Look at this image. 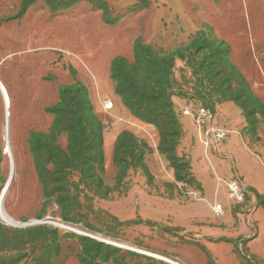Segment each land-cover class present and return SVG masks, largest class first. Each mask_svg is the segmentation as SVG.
I'll use <instances>...</instances> for the list:
<instances>
[{"label":"rangeland","instance_id":"374dc122","mask_svg":"<svg viewBox=\"0 0 264 264\" xmlns=\"http://www.w3.org/2000/svg\"><path fill=\"white\" fill-rule=\"evenodd\" d=\"M140 44L169 64L151 83L160 97L138 113L115 94L110 68L115 55L132 64ZM0 81L8 86L7 108L0 95V264H168L148 253L180 264H264V196L250 195L217 149L235 135L264 156L255 86L264 84V0H0ZM75 82L101 121L103 163L94 174L77 161L61 209L54 198L45 203L28 141L49 129L44 110ZM199 108L211 114L208 127L226 132L208 148L189 115ZM4 129L17 151L8 186ZM122 133L138 143L123 144L116 163ZM57 142L67 150L66 134ZM232 177L243 202L227 198ZM201 228L228 244L230 260H214Z\"/></svg>","mask_w":264,"mask_h":264},{"label":"trees","instance_id":"16d2710c","mask_svg":"<svg viewBox=\"0 0 264 264\" xmlns=\"http://www.w3.org/2000/svg\"><path fill=\"white\" fill-rule=\"evenodd\" d=\"M193 40L191 45H194ZM169 64L166 59H158V54L151 47L139 45L133 51V63L123 57L113 59L110 68V78L114 84V92L124 106L131 112L143 110V105L149 100L160 97L151 83L155 75L161 70L160 65ZM252 96L253 94L250 93ZM150 102V101H149ZM170 107V106H169ZM46 113L53 117L47 133H31L28 141L40 185H42L45 203L55 199L56 204L63 209L68 201V172L77 161L96 174V166L102 171V124L96 117L89 102L86 88L80 82L63 86L58 92V103L46 108ZM140 120L142 116H138ZM61 134L68 136V147L64 151L58 144L57 138ZM131 137L132 140H127ZM138 140L128 133L118 136L114 153L117 156L125 149L123 144H136ZM82 144L87 153L83 154ZM141 146L145 144L141 143ZM43 158L46 159L45 162ZM51 166L52 169H47ZM102 186L100 178L94 179Z\"/></svg>","mask_w":264,"mask_h":264},{"label":"crops","instance_id":"0c3cea01","mask_svg":"<svg viewBox=\"0 0 264 264\" xmlns=\"http://www.w3.org/2000/svg\"><path fill=\"white\" fill-rule=\"evenodd\" d=\"M4 84L0 81V95L4 96L3 94L5 93L6 98H8L6 93L7 90L6 88H8V86L5 82ZM263 85L264 84L255 83V86L259 88L257 92L262 93L260 94L261 97L260 99L262 100V102L261 100L256 98L260 103L264 102V90L262 89ZM43 103H46V101ZM43 103L40 105V108L42 105H44ZM4 104H5V100H4ZM35 125L36 123L31 126H35ZM48 130L46 132L40 131V132H31V133H47ZM217 149L218 151L222 152V154H224V156L227 157V159L230 160V164H233V167H235L237 173H239L240 175V179L238 178L240 183L244 186V188H246L248 193L257 199L263 197L264 196V156L255 154V152H253V150L250 149L248 145L240 144L235 135L230 138H227L224 142H222V144H220V147H218ZM198 151L199 149H196L194 150V153L195 152L198 153ZM227 162L228 160L225 161L224 163ZM216 165L220 168L221 164L218 161ZM232 180H235V178L232 177L231 179H228L227 182H230ZM199 181L200 183L203 184L207 180L205 178L204 179L200 178ZM203 187L204 189H206L204 184ZM201 229L202 230L199 232L200 233L199 243L205 248L206 251H208L210 255L214 257V260L216 262H225L227 261V259L230 260L231 254L227 255L222 253L226 251V248H223L222 245H228V244L224 242H220V243L211 242L209 239L210 238L209 235H212L211 230H208V228L207 229L201 228ZM225 233L227 234V232Z\"/></svg>","mask_w":264,"mask_h":264},{"label":"built area","instance_id":"2783aa9c","mask_svg":"<svg viewBox=\"0 0 264 264\" xmlns=\"http://www.w3.org/2000/svg\"><path fill=\"white\" fill-rule=\"evenodd\" d=\"M185 114L189 113L185 112ZM189 115L195 120L201 142L205 148L217 144L220 140H223L226 137V132L207 126V123L211 118V114L208 110L199 108L196 114ZM226 188L227 198L233 203H240L244 201L245 189L241 186V184L238 183V181L232 180L228 182L226 184ZM211 211L214 215H221L223 212L222 205L214 204L211 206Z\"/></svg>","mask_w":264,"mask_h":264},{"label":"bare ground","instance_id":"6f19581e","mask_svg":"<svg viewBox=\"0 0 264 264\" xmlns=\"http://www.w3.org/2000/svg\"><path fill=\"white\" fill-rule=\"evenodd\" d=\"M3 99L5 100V108H7V105H8V100L6 98V95L5 93L3 94ZM107 108H109V105H107ZM6 128V127H5ZM2 140H3V153L4 155L7 157L8 159V162H9V176H11L12 172L14 173V170H15V153H17L16 151V148L15 146L12 144L11 139L9 137V135L6 133V130L4 129V132L2 133ZM6 143H7V146L9 147V150L6 151L5 150V147H6ZM14 175V174H13ZM12 175V176H13ZM8 185V184H7ZM2 209V202H0V210ZM2 212V211H0ZM133 250V249H132ZM149 256H152L154 258H157V259H160V260H163L164 262L168 263V264H180L176 261H173V260H170V259H166V258H163L161 256H158V255H155V254H151V253H148Z\"/></svg>","mask_w":264,"mask_h":264},{"label":"water","instance_id":"95a60500","mask_svg":"<svg viewBox=\"0 0 264 264\" xmlns=\"http://www.w3.org/2000/svg\"><path fill=\"white\" fill-rule=\"evenodd\" d=\"M5 150H6V151H8V150H9V147L7 146V143H6ZM12 175H13V172H12V174H11L10 178H9L8 185H9V184H10V182L12 181V177H13ZM8 185H7V186H8Z\"/></svg>","mask_w":264,"mask_h":264}]
</instances>
